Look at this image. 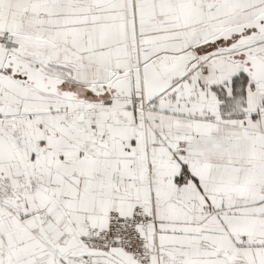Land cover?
<instances>
[{
	"label": "snow or ice",
	"instance_id": "obj_1",
	"mask_svg": "<svg viewBox=\"0 0 264 264\" xmlns=\"http://www.w3.org/2000/svg\"><path fill=\"white\" fill-rule=\"evenodd\" d=\"M0 264H264V0H0Z\"/></svg>",
	"mask_w": 264,
	"mask_h": 264
}]
</instances>
